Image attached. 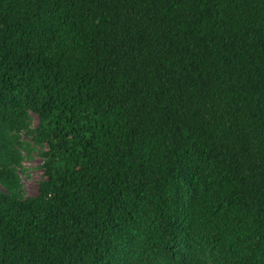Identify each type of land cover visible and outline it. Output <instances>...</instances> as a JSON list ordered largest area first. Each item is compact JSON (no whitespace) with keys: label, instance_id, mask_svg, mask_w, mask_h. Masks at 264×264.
I'll use <instances>...</instances> for the list:
<instances>
[{"label":"trees","instance_id":"obj_1","mask_svg":"<svg viewBox=\"0 0 264 264\" xmlns=\"http://www.w3.org/2000/svg\"><path fill=\"white\" fill-rule=\"evenodd\" d=\"M0 264H264V0H0Z\"/></svg>","mask_w":264,"mask_h":264},{"label":"rangeland","instance_id":"obj_2","mask_svg":"<svg viewBox=\"0 0 264 264\" xmlns=\"http://www.w3.org/2000/svg\"><path fill=\"white\" fill-rule=\"evenodd\" d=\"M32 123H36V115L31 113ZM41 162L40 156L37 154L36 150H33L29 157L22 160L23 170L17 169V174L20 178L24 194L32 195L36 192L37 184L40 179H42V170L39 167Z\"/></svg>","mask_w":264,"mask_h":264}]
</instances>
